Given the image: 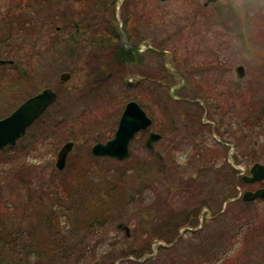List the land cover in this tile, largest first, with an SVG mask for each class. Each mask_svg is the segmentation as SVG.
<instances>
[{
  "label": "rangeland",
  "instance_id": "1",
  "mask_svg": "<svg viewBox=\"0 0 264 264\" xmlns=\"http://www.w3.org/2000/svg\"><path fill=\"white\" fill-rule=\"evenodd\" d=\"M101 1L52 0L49 5L45 0H0V60L10 61L11 57H6L9 54L12 56L16 54L18 60L28 58L18 64L0 66V93H3V96L0 95V120L9 116L36 92L50 88L57 92L59 97L57 103L32 127L27 137L15 150L4 155L0 154L1 221L6 222L9 210L14 212L13 205L17 198L28 195V191L19 192V185L24 180L30 183L42 178V183H45V187L46 185L49 186L48 188L51 187V190L56 189L64 181H74L77 166L86 162L87 155L92 156V147L113 138L118 121L128 102L137 101L144 105L154 121L151 132L162 136L161 141L154 145L152 151L154 153L162 151L163 145L175 148V144H179L177 129L181 122V109L188 110V113L196 112L197 108H202L203 111L208 110L205 102L201 107L195 105L196 109L187 105H176L174 102L181 100L178 94L183 92L181 91L183 87L190 100H195V98L192 99L195 97V92L204 91H201V94L209 98L211 112L215 116H223L227 105L224 92L246 90L244 87L246 82H253V84L256 82L257 78L254 76L257 75V67L255 65L248 66L247 78L241 86V80L236 73L239 65L228 66L225 62L222 65L211 66L210 64L216 57L221 60L231 57L239 61L256 58L258 33L256 0H221L218 7H210L209 12L202 14L205 16L207 14V18H210L206 20L200 16L194 17L192 14L190 7L194 4L193 0L167 2L116 0V4L114 3V6L110 8H103ZM205 2L206 0H200L201 6H204ZM194 7L195 5L193 9ZM70 8L80 12L82 15L80 17L90 29L95 28L99 33L102 29L105 30L103 34L108 32L110 26L114 27L111 22H113L112 13L114 16L115 12L114 22L120 23L118 24L121 31L119 44L128 34L133 41H137L139 35L146 32L151 39H154L155 35H160L165 40L164 45L168 47L169 57L154 54L144 57L143 55L140 58L141 63L136 67L121 66L119 68L120 66L117 65L106 71L105 78L111 73L109 79H100L92 72V65H89L91 42L78 40L76 43L67 42V36H76L74 29L66 32L65 26L61 23L62 14L66 13V17L69 18ZM216 8L219 11L215 12ZM226 8L234 10L235 18H232L229 10L226 12ZM134 9H146L151 16L144 17L139 12H137L139 15H136ZM154 14L163 17V21L166 18V22L170 24L169 27L167 24V27L162 26L163 28L157 27L151 30L150 25ZM56 16L59 17L58 23L53 24ZM17 19H21L20 22ZM148 20L149 26H147ZM47 22H51L53 26L46 25ZM22 23L24 26H20ZM168 40L171 41L166 42ZM46 45L48 47L41 50L40 47ZM19 46L23 47L20 53ZM33 47L41 52L39 60L31 59ZM196 70H199V77L193 76ZM64 73L71 75L67 83H61L60 80ZM114 73H118L119 76ZM172 82L177 83V86ZM251 94L247 95L246 102L249 104L256 99ZM236 96L239 101L242 99V93H237ZM245 105V102L243 105L241 102L237 103V116L243 112L247 118V112H244ZM205 114L203 113V120ZM50 121L52 126L56 121L64 122L60 130L55 131L56 134L62 136L65 142L75 143L67 168L63 172H59L55 166L62 146L57 149L53 141L44 139L50 130L48 125ZM47 135L49 137V134ZM254 136L253 140L258 141L260 147L264 145V135ZM175 138L176 141H174ZM146 139L147 137L139 136L132 145V158H135V162L139 160V163H144L143 161L147 159L144 150ZM217 139H220L218 135ZM241 140L247 155V160L242 162V167L250 171L256 164L264 165V156L262 155L263 160H261L260 151L258 150V154L254 152L260 147L255 146L253 140L244 136ZM215 141L211 136L208 137L210 152H206L210 154V158L204 161L209 163V167L211 165V169H215V174L211 170L204 169L201 170L203 173H200L202 174L200 180H196L199 174L190 173L189 168L185 170L186 160L178 159L181 168L178 171H172L174 173L169 172L160 177L156 175L159 178L148 177V175L142 178H129L127 183L135 191L134 203L122 212L121 219L116 221L117 218H112L106 228L98 234L99 237L90 244L91 247L85 249L88 255L85 256L84 264H110L115 259L124 258L130 254L139 255L147 251L151 244L154 247V254L156 252L158 256L159 248L167 247L165 243L154 238L160 234L168 239L167 242H170V250L161 253V256L155 260V264H190L195 256L203 251L205 243L199 241V238L193 241L194 233L191 236L189 234L193 232L191 230L198 231L201 228H204L207 242L213 243V240L215 242V253L210 247L211 250L203 256L205 262L212 259L213 255L223 260L232 259L238 252L242 255V251L247 250L245 246L248 233H246L247 226L240 232V225H236L237 214L243 213L245 208L244 213L247 215L242 217V224H247L248 219L256 223L262 222L264 221V201L249 204L248 207L243 206L246 203L243 204L242 201L238 203L241 206L233 205L235 202L231 199V202L227 201L224 204L220 215L230 208L231 210L218 220H216L218 217L215 218L214 222H211L214 219L213 213L204 209L199 217L197 229H194L190 222H180L185 225L176 236L179 223L177 219L180 216L185 217L186 213L191 212L195 206L193 200L197 191L191 185L198 183L199 187H202V190H199L204 191L205 194L201 198L207 199L208 202L204 204L215 205V214L218 213L222 198L233 196L235 192L238 193V197H241L244 194L242 189H247L242 183L240 185V181L235 182L232 174L222 170V165L227 162L228 156L225 155L223 148L215 145ZM37 144L39 146L35 148ZM206 146L207 144H204V147ZM107 169L108 165L103 171ZM99 170L100 168L97 171ZM54 172L58 173V176L53 177ZM205 176L210 177V181H206L203 178ZM189 180L191 184L187 183ZM185 186L188 187L185 188ZM147 189L149 191H146ZM142 194L144 195L141 196ZM18 195L20 197H17ZM9 201L12 206L6 209V206H10ZM125 205L127 206V203ZM249 214L259 215L250 216ZM154 216L158 222L156 225ZM122 226L129 228L130 237H127ZM228 240L233 242L236 252L228 250L230 248ZM205 246L207 244L204 245V249ZM259 254L264 256L263 247L259 250ZM149 256L146 257L149 258ZM211 264H215L214 261Z\"/></svg>",
  "mask_w": 264,
  "mask_h": 264
},
{
  "label": "trees",
  "instance_id": "2",
  "mask_svg": "<svg viewBox=\"0 0 264 264\" xmlns=\"http://www.w3.org/2000/svg\"><path fill=\"white\" fill-rule=\"evenodd\" d=\"M115 1L116 0L113 2L110 0H102L101 4L103 8H110L114 6ZM45 2L51 5L50 3H52V0H45ZM195 8L196 7H194V9ZM190 9L193 10V7H190ZM198 10L200 11V17H203V19L206 20L208 15H202L205 9L200 3ZM228 10L232 18H235L234 10L226 8V12H228ZM214 11L216 12L219 10L216 8ZM80 16H82L80 12H76L70 8L69 18L66 17V13L64 15L62 14L61 23L65 26L66 32L67 30L71 31V29H74L76 36H78V38H75L76 36L74 35L67 36V42L76 43L77 40L80 42H91V58L89 57V65H92V72L96 77L100 79H107L105 78L106 71L117 67V65L120 66L119 68H121V66H125L126 68L133 66L132 68H134L141 63L140 58H142L141 56L143 55L139 53V43L142 41L144 33L139 35L141 38L138 37L139 39L137 38V41H133L131 35L129 34L126 36L130 44L133 46L132 49L119 48V36L121 31L118 24H115L114 22L113 13V22H110L111 24H114V27H111L109 24L110 29L105 34H103L105 32L103 29L100 33L95 28L90 29V27L85 24L84 19ZM107 16H109L108 12ZM58 18V16L55 17L53 24L56 22L58 23ZM142 18L145 19L144 17ZM162 18L163 17L157 16L156 14L152 15V22L150 25L151 30H155L157 27L163 28L162 26L167 27V19L164 18V22ZM72 19L75 21L73 22ZM17 20L20 22L21 19ZM48 24L49 26H53L51 22H47L46 25ZM128 24L129 22L127 20L126 25L128 26ZM169 25L170 24H168V27ZM20 26H24L23 23L20 24ZM154 37V39H150V44L153 47V49L150 50V53L164 57L168 56L170 52L167 49L168 47L164 45L165 40L160 37V35H155ZM169 41L171 40L166 42ZM114 42L115 44L112 45L111 43ZM45 47L48 46H41L40 48L41 50H44ZM41 58L46 59V57ZM166 59L169 60L168 58ZM114 74L119 76L118 73ZM154 82H156L155 79ZM172 83L176 85L175 82ZM181 91H183V89ZM183 92H180L178 95L185 98ZM37 93L38 92H36V94ZM0 95L3 96V93L1 92ZM196 97L197 96L194 98ZM199 98L203 99L202 97ZM181 102L184 101H175L174 103L176 105H180ZM142 106L147 111V108L144 105ZM257 115L258 113L254 117L252 111L248 109V122H250L253 118H255L256 122ZM63 123L64 122L56 121L52 126V122L50 121L48 124L50 130L44 137L45 140L53 141L54 147L57 149L66 143V140L63 139L62 136H58L55 132L57 129L60 130ZM251 129L250 132L252 131ZM47 134H49V137H47ZM141 136L142 138L146 137V135ZM248 139L251 138L249 137ZM174 141H176V138ZM38 146L39 144H37L35 148ZM163 146L162 151L154 153L148 151L146 147H144L147 157V159L143 161L144 163H139V160L135 162V158H132L133 156L126 162H117L106 158L96 159L89 154L86 156L88 158L86 162L82 163L81 166H77L74 181H64L54 190H51V187L48 188L49 186L47 185L45 187V183H42V178L39 181L30 183L24 180V182L19 185V192L28 191V195L26 194L25 197H20L18 195L17 197L20 198H17V201L14 202V212H12V210L8 211L7 216L5 215L8 217V219L5 220L6 222L0 220V264H84V260L86 258L85 256L88 255V252L86 253L85 249L91 247L90 244L93 240L99 237L98 234L106 228L112 218H117L116 221L121 219L122 212L134 203L136 199L135 191L134 189H131L132 187H130L127 183L129 178H142L145 177V175H148V177L156 175L160 177L161 175L169 172L174 173L172 171H178L181 168V164L178 163L177 158L179 151L177 144H175V148L165 147V145ZM13 150H15V148H8L5 151L0 152V154L4 155L5 153L12 152ZM184 163L186 167L185 170L189 168L191 170L190 173L194 172L196 174L198 168L207 169V171L211 170V165L209 167L208 162L201 161L198 164L197 161L191 159L188 161L186 160ZM107 165L108 169L104 172V167ZM99 168L100 170L98 172L97 170ZM213 170V174H215V169L213 168ZM222 170L227 171L230 175L232 174L233 180L235 182L240 181L239 183L241 185L242 179L236 178L237 174L233 172L231 166L227 164V162L223 163ZM200 175L202 174L199 173L196 180H200ZM56 176H58V173L56 174V172H54L53 177ZM157 176L154 178H159ZM203 178H205L206 181H210L211 179L208 176ZM187 183L191 184L190 180L187 181ZM186 187L188 186H185V188ZM191 187L197 191V195L193 200L195 206L191 212L186 213L185 217L182 216L183 218H181L180 216L177 219V222L179 223L178 228L176 229V236L179 235V231L183 228L182 226L185 225L180 224V222H190L191 225L194 226V229H197L199 226V217L204 209H208L211 213H213L214 219H212L211 222H214L231 210L230 208L226 211V213L220 215L223 212L224 204L227 203V201L238 197V193L235 192V195L233 196L226 197L225 199L222 198L219 203L220 208L218 207V213L215 214V205L208 206L204 204L205 202H208L207 199L201 198L202 195L205 194L204 191H201L202 187H199L198 183L191 185ZM207 188L209 187L207 186ZM146 191L149 190L147 189ZM145 192L144 194H146ZM240 202L241 201L236 202L233 205L241 206L238 204ZM126 203L127 206L125 205ZM248 205L249 204H245L243 206ZM11 206L12 204L10 202V206H6V209L11 208ZM244 211L245 208L243 209V213L237 214L238 217L236 219V225H240V232L247 226L246 233H248V235H246L247 240L245 246L247 250H245V252L242 251V255L238 252L235 256L236 258L233 257L228 260L216 258V256L213 255L211 257L212 259L205 262L203 258L205 253H208L211 249H213L215 253V242L214 240L213 243L207 242L208 239L204 236V228H202L198 231L190 232L191 234H189V236L194 233V237L192 238L193 241L194 239L197 240L199 238V241H202L203 244L205 243L204 245L207 244L208 247L205 246L204 249L203 245V251L196 255L195 259L191 263L211 264V262L214 261L215 264H264V259L261 260L264 256L259 254V250L262 247L264 251V221L256 223L253 222V220L248 219L247 224H242V217L247 215ZM249 215L252 216L259 214ZM215 218L217 219L215 220ZM154 219L156 225L158 223L157 218L154 216L153 220ZM233 224L235 225V223ZM154 238L158 239L162 243H165L167 246L159 248V255L156 258L142 262L147 255H151L153 253V245L150 243L151 245L147 251L139 255L130 254L124 258L115 259L110 262V264H117L118 262L120 264H155V260L161 256V253L167 251L168 249L170 250V242H167L168 239L161 234L155 236ZM231 242L232 241L228 240V243H230V248H228V250L230 252H236L234 244L232 242L231 245Z\"/></svg>",
  "mask_w": 264,
  "mask_h": 264
},
{
  "label": "flooded vegetation",
  "instance_id": "3",
  "mask_svg": "<svg viewBox=\"0 0 264 264\" xmlns=\"http://www.w3.org/2000/svg\"><path fill=\"white\" fill-rule=\"evenodd\" d=\"M200 0H193V5H195V10H191L192 14L194 17L200 16V11L198 10L199 7V2ZM207 2L204 3V13L209 12L210 7H214L213 5H206ZM256 12H257V17H256V22H257V42H256V58H249L247 59H242L239 61L238 59L231 58V57H226L224 60H221L220 58H214L212 62L210 63L212 65H222L223 62H225L228 66L230 65H239L236 69V73L238 71V68L242 67L244 69V78L240 79L241 81V86L243 83H245V80L247 78V72H248V66L249 65H255L257 67V75L255 74L256 82H246L245 86L246 90H240V91H232V92H224V96L226 97V108L224 111L223 116L219 115H214L211 112L210 108V100L207 96L202 95L201 91L195 92L194 95L197 97H202L206 103L207 111L206 109L204 110L203 113L205 114V118L203 120V113L202 111L197 108L196 106L192 103H190L189 96L187 95L186 91H184L183 87V95L185 96L186 101L181 102L180 105H187L192 107V109H196V112L189 111L185 109H181V114L180 117V123L178 125L177 129V135H178V141L179 144L178 146V154L177 158L178 159H185V160H194L197 161L198 163L201 161H205L206 159L210 158V154L207 153L206 151L210 152L209 145H208V137L211 136L214 138L216 141L214 142L215 145L217 144L221 149L223 148L224 151L226 152V156H228V161L229 164L232 168V170L237 174L238 177L242 178V183L244 188L247 187L246 190L242 189L244 193L246 192H256L260 189H264V182H256V183H247L245 181L246 178L250 177V171L245 170L244 167H242V162H245L247 160V155L245 151V147L243 145V142L241 138H251V140L255 139L256 137H259L261 135H264V0H256ZM193 5L191 7H193ZM138 8V6H136ZM207 9V10H206ZM134 11L139 13H142L144 17H150L151 13L148 12L146 9H134ZM150 25V21L148 20L147 26ZM150 35L144 33L142 37V41L139 43V47L142 50L141 55L148 56L151 54L150 49ZM23 47L19 46L18 51H22ZM36 49L33 47L32 51V56L31 59L39 60L40 56L38 50L34 52ZM219 52V51H218ZM227 52V49H226ZM18 54V53H17ZM217 54V52H216ZM10 58V61H6L10 63L11 65L21 63L27 59L24 60H18L16 54L12 56V54L7 55L6 57ZM150 56V55H149ZM148 56V57H149ZM197 69V68H196ZM198 76L199 77V70H196V73L193 76ZM238 76V73H237ZM109 77V76H108ZM180 87V86H179ZM248 88V89H247ZM248 90V91H247ZM204 92V91H202ZM237 93H242V99L240 101L238 100L239 98L236 96ZM254 95L256 97L255 101L252 103H247V95ZM235 94V95H233ZM194 98V97H193ZM241 102L243 105L244 102L246 103L245 107L246 110L244 112H247L248 109L252 111V114L254 117L257 115V121L255 122V118H253L250 122H248V116L246 118V114L244 115L243 112L242 114L237 116V103ZM192 104V105H191ZM198 111V112H197ZM201 111V112H200ZM257 111V112H255ZM199 113V114H198ZM202 113V114H201ZM192 115V116H191ZM210 120V122H209ZM193 128L195 130L193 131ZM252 128V129H251ZM249 129V130H248ZM250 129L252 130L250 132ZM222 130H225L224 132ZM148 135V134H147ZM218 137L221 139H217ZM204 144H207L206 147H204ZM253 144L255 146H259L258 141L253 140ZM168 147V146H167ZM244 149V150H243ZM260 152H259V151ZM255 154L259 152L261 154V160H263L262 155L264 156V145H262L259 149H256L254 151ZM225 156V159L227 158ZM258 156V155H256ZM263 165V163H262ZM204 169L199 168L197 170V173H203ZM211 172H214L213 168L211 169ZM252 177V176H251ZM258 202H263V200H257L254 202H250L249 204H255Z\"/></svg>",
  "mask_w": 264,
  "mask_h": 264
},
{
  "label": "water",
  "instance_id": "4",
  "mask_svg": "<svg viewBox=\"0 0 264 264\" xmlns=\"http://www.w3.org/2000/svg\"><path fill=\"white\" fill-rule=\"evenodd\" d=\"M167 2L169 0H160ZM220 0H207L206 5L219 4ZM0 62V65H3ZM239 79L244 78V69L238 68ZM71 79L69 73L61 75V83H67ZM58 95L52 89H46L42 93L30 98L20 107H18L8 117L0 120V151L8 147H16L17 144L26 137L29 129L39 121L47 111L57 103ZM152 120L148 116L144 108L136 101L129 102L121 115L118 123L117 131L114 137L106 143L95 144L91 153L95 158H110L119 162H124L131 157V144L140 133L148 132L152 127ZM161 135L152 133L146 141V147L154 150V145L161 140ZM74 149V143H67L60 150L56 169L59 172L65 171L70 154ZM252 178H246L247 183H256L264 181V166L256 164L251 170ZM264 200V189L257 192H247L243 196V202H254L256 200ZM123 227V226H122ZM127 237L131 236L128 227H123Z\"/></svg>",
  "mask_w": 264,
  "mask_h": 264
},
{
  "label": "bare ground",
  "instance_id": "5",
  "mask_svg": "<svg viewBox=\"0 0 264 264\" xmlns=\"http://www.w3.org/2000/svg\"><path fill=\"white\" fill-rule=\"evenodd\" d=\"M191 231H194V230H191Z\"/></svg>",
  "mask_w": 264,
  "mask_h": 264
}]
</instances>
